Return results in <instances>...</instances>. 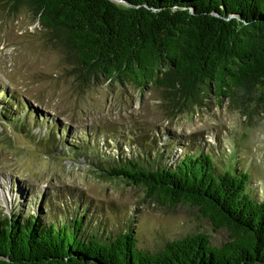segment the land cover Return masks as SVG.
Listing matches in <instances>:
<instances>
[{"label": "trees", "instance_id": "obj_1", "mask_svg": "<svg viewBox=\"0 0 264 264\" xmlns=\"http://www.w3.org/2000/svg\"><path fill=\"white\" fill-rule=\"evenodd\" d=\"M3 1L25 7L60 39L82 81L100 73L140 90L154 86L172 107L201 104L209 93L240 103L264 95V0ZM0 98L5 118L6 107L24 108L12 95ZM85 136L72 153L96 146L102 133ZM131 158L107 175L161 205L193 207L214 232H226L224 241L195 232L145 250L132 229L115 236L87 229L84 209L49 223L15 210L0 213V264H264V201L246 192L247 174L220 171L205 152L169 164Z\"/></svg>", "mask_w": 264, "mask_h": 264}, {"label": "rangeland", "instance_id": "obj_2", "mask_svg": "<svg viewBox=\"0 0 264 264\" xmlns=\"http://www.w3.org/2000/svg\"><path fill=\"white\" fill-rule=\"evenodd\" d=\"M76 66L36 16L0 0V92L24 104L6 107V118L18 119L8 124L0 98L1 215L20 210L49 223L84 209L87 229L105 236L132 229L145 250L195 232L224 241L226 232H214L193 207L161 205L107 175L135 154L169 164L205 152L220 171L247 174L246 192L264 201V95L240 103L209 93L201 104L172 107L157 87L140 90L100 73L82 81ZM96 130V146L71 152Z\"/></svg>", "mask_w": 264, "mask_h": 264}, {"label": "water", "instance_id": "obj_3", "mask_svg": "<svg viewBox=\"0 0 264 264\" xmlns=\"http://www.w3.org/2000/svg\"><path fill=\"white\" fill-rule=\"evenodd\" d=\"M113 1H120V0H113Z\"/></svg>", "mask_w": 264, "mask_h": 264}]
</instances>
